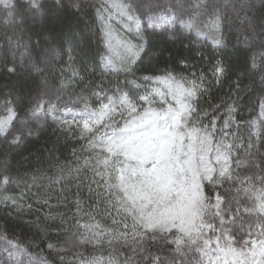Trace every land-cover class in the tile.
Listing matches in <instances>:
<instances>
[{
	"label": "trees",
	"instance_id": "obj_1",
	"mask_svg": "<svg viewBox=\"0 0 264 264\" xmlns=\"http://www.w3.org/2000/svg\"><path fill=\"white\" fill-rule=\"evenodd\" d=\"M101 2L82 0L89 5L88 15L78 17L67 9L58 10L56 0H41L40 12L8 26L3 23L8 10L0 4V69L13 60L17 66L14 75L0 70V119H10L6 103L10 96L17 112L13 132L23 136L16 146L0 139V264H154L155 257L159 264L264 261V255L251 249L253 239L264 240V135L259 140L250 137L249 127V122L259 126L264 119L258 103L264 96V77L244 67L253 54L260 63L264 53V36L255 35L264 27V0H228L227 5L225 0H203L207 13L219 9L224 16L218 34L223 43L216 47L211 37H197L178 26L154 31L147 26L148 15L156 17V23L160 17L194 16L198 0H137L141 9L136 15L148 44L141 53L142 63L138 62L141 70L127 77L103 68L108 48L101 42L100 24L93 16ZM124 39L141 43L134 30L127 31ZM177 57H187L194 65L192 71L204 72L209 81L215 60L230 68L221 84L210 85V94L200 98V106L208 108L209 103L231 97L239 125H233V137H229L234 141L230 179L228 171L220 175L227 167L222 144L207 137V163L198 172L196 199L218 191L223 200L200 201L184 226L153 224L128 208L118 177L104 172L101 179L96 174L98 149L80 138L75 122L71 131L60 124L73 121L81 111L91 113L85 110V102L89 109H99L101 90L113 95L117 86L131 89L126 80L158 75L166 67L191 79ZM137 83L141 91L151 85L140 79ZM41 99L45 108L50 103L54 110L33 115ZM70 104L73 107L68 108ZM115 119L122 123L119 115ZM199 123L207 124L208 118ZM217 237L219 246L205 247L204 239ZM193 238L196 243L191 242ZM170 241H182L179 250Z\"/></svg>",
	"mask_w": 264,
	"mask_h": 264
},
{
	"label": "snow or ice",
	"instance_id": "obj_2",
	"mask_svg": "<svg viewBox=\"0 0 264 264\" xmlns=\"http://www.w3.org/2000/svg\"><path fill=\"white\" fill-rule=\"evenodd\" d=\"M227 3L228 0H225L226 5ZM0 4L5 5L8 10L3 19L6 26L14 25L17 19L23 23L26 15H34L43 8L41 0H23L22 3H17L16 0H0ZM88 7L89 5L82 3V0H68L67 5L64 0H56L58 10L67 9L71 11L72 15L78 17L88 15ZM244 7L245 5L242 4L241 8ZM247 7L252 6L247 5ZM140 9L141 5L137 0H102L99 6L95 7L93 16L100 24L98 35L109 50L113 47L114 39L112 21L119 23L129 32L133 31L132 25L134 24L135 33L141 40L139 44L121 41L123 47L130 53V57L121 59L119 66L110 56L102 57L104 70L122 72L126 77L135 76V73L141 70L139 67V63L143 61L141 53L146 51L148 41L141 32V19L136 15ZM201 9L204 10L201 11ZM195 10L194 16L187 21L181 20L178 16L160 17L162 20L160 24L155 22L156 17L148 15L147 26L153 31L156 28L166 30L165 25L171 26L179 21L185 29L190 31L194 29L197 37H211L214 47L221 45L223 41L218 34L222 31L224 24L223 13L219 9L207 13L203 0H198ZM204 16H207V19H203ZM196 17H201V19L197 20ZM245 19L248 18L245 17ZM255 35L264 36V27L261 28L259 34ZM245 39L247 40V37ZM23 56L24 53L21 54V58ZM260 56V63L257 62L256 54H253L250 62L246 63L244 67L246 71H257L264 77V53H261ZM176 62L184 72L189 73L191 79L183 73L174 74V68L166 67L161 74L137 78L154 86L141 91V84L137 83V79L126 80V84L132 86L127 91L117 86L116 92L113 95H108L101 90V94H98L100 95L99 109H89L85 102V110L91 111V118L60 121L62 127L68 126V131L72 130V124L75 122L80 138H87L89 145L98 149L96 174L100 175L101 179L104 178V172H107L109 177L115 174L119 179L118 186L122 191H128L131 194L132 189L126 187L127 182L133 179L140 181L142 177L151 178L153 187L161 193L168 194L178 191L176 171L174 166H170V158L166 159L165 149L168 145H174L180 140L190 141L193 136L196 137L197 142L201 136H206L216 141L218 146L222 144V151L226 154L227 167L221 171L220 175L223 177L228 171V178H231L229 170L234 141L229 137H233L231 133L233 125L239 127L235 121V104L234 102L229 103L231 99L229 97L228 100L221 98L219 103H209L208 108L200 106V98L210 94V85L213 82L221 84L230 68L225 67L222 60H215L210 65L212 80L209 81L204 72L192 71L194 65L187 57H177ZM33 69L36 73L41 72L40 67L35 64H33ZM0 70L14 75L17 72V66L13 60L7 62ZM6 103L9 105L7 112L10 119L7 117L0 119V139L16 146L22 142L23 136L19 132H13V123L17 112L10 96ZM258 103L260 117H264V96L259 98ZM53 110L50 103L45 108L41 99L32 112L33 115L39 116L41 114L48 115ZM116 115L121 117L122 123L115 119ZM205 118H208V123L200 124L199 122ZM249 127L252 129L250 137L255 136L259 140L264 135V119L260 120L259 126L256 121L249 122ZM217 133H219V140H216ZM4 181L7 183V176L4 177ZM204 199H208L209 202H222L223 200L218 191H213L210 197L205 193L199 200L195 198L192 200L191 209L193 212L197 211L198 203ZM249 236H251V232H249ZM4 239L7 237L5 236ZM170 242L177 243V250H179V244L182 241ZM191 242L196 243V238H193ZM9 243L12 242L9 241ZM212 243L219 246V237L215 241L204 239L206 248L210 247ZM256 243L253 239L254 246ZM259 243L264 248V240ZM15 247L19 250V245ZM49 247L51 248L52 245L49 244ZM199 250L203 252V249ZM262 255H264V251H262ZM154 264H159V257L154 258ZM212 264L215 262L213 261ZM257 264H264V261H257Z\"/></svg>",
	"mask_w": 264,
	"mask_h": 264
},
{
	"label": "rangeland",
	"instance_id": "obj_3",
	"mask_svg": "<svg viewBox=\"0 0 264 264\" xmlns=\"http://www.w3.org/2000/svg\"><path fill=\"white\" fill-rule=\"evenodd\" d=\"M113 29V47L111 50L108 49V57L110 56L114 63L119 64L121 59L130 57V53L121 43L125 41L124 33L127 29L123 28L124 30L121 31V27L118 28L117 25H113ZM91 116L92 113L81 111L79 115H74L73 119L78 121ZM203 150L205 148L202 147V140L199 139L197 142L195 136L190 141L180 140L174 145H168L164 154L166 159L170 158V166H174L176 187L179 190L164 194L153 187L149 177H142L140 181L133 179L126 184V187L132 189L131 194L128 191L123 193V199L128 208L133 209L138 216L146 217L153 224L160 222L177 226L188 224L193 217L192 200L198 195V170L207 163L206 153ZM251 249L252 252L260 254L264 251L259 243L255 246L251 244Z\"/></svg>",
	"mask_w": 264,
	"mask_h": 264
},
{
	"label": "bare ground",
	"instance_id": "obj_4",
	"mask_svg": "<svg viewBox=\"0 0 264 264\" xmlns=\"http://www.w3.org/2000/svg\"><path fill=\"white\" fill-rule=\"evenodd\" d=\"M191 17L189 16V17H185V18H181V20H184V21H187V20H189ZM160 23H162V20L160 19L158 22H157V24H160ZM131 24V23H130ZM117 26H118V28H120L121 27V31L122 30H124L123 28H122V26L118 23L117 24ZM165 26H167V25H165ZM172 27H175V26H178L179 28H181V29H183L185 32H187L188 34H191V35H195L196 34V32H195V30L193 29V30H188V29H185L184 27H183V25L178 21L177 23H175V24H173V25H171ZM132 27H133V30L135 31V26H134V24L132 25ZM126 32L128 31V30H125ZM119 33V32H118ZM121 34V33H120ZM121 35H123V34H121ZM124 35H126V33H124ZM120 64V63H119ZM119 64H117V66H119ZM153 85L151 84L150 86H148V88H150V87H152ZM68 108H71V107H73V104H70V106H67ZM75 109V108H74ZM200 139L202 140V147L203 148H205V146H206V142H207V137L206 136H201L200 137ZM204 151V150H203ZM202 166L201 167H199V172L201 171V170H204V167L202 168Z\"/></svg>",
	"mask_w": 264,
	"mask_h": 264
}]
</instances>
